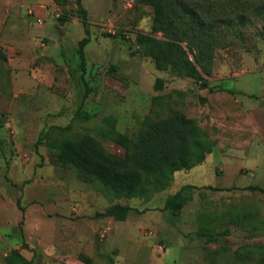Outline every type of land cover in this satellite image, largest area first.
<instances>
[{
	"label": "rangeland",
	"instance_id": "rangeland-1",
	"mask_svg": "<svg viewBox=\"0 0 264 264\" xmlns=\"http://www.w3.org/2000/svg\"><path fill=\"white\" fill-rule=\"evenodd\" d=\"M48 1L42 9L23 1L8 18L0 6V264L13 250L32 264H259L264 25L236 26L211 74L194 80L144 56L136 37L152 34L154 10L143 0H82L90 37L83 74L77 0ZM81 106L93 119L73 123ZM173 112L198 122L212 152L148 200L117 198L58 163L72 123L69 133L90 134L124 157L145 119ZM186 185L190 201L174 215L166 201ZM115 205L134 211L125 221L95 216Z\"/></svg>",
	"mask_w": 264,
	"mask_h": 264
},
{
	"label": "trees",
	"instance_id": "trees-1",
	"mask_svg": "<svg viewBox=\"0 0 264 264\" xmlns=\"http://www.w3.org/2000/svg\"><path fill=\"white\" fill-rule=\"evenodd\" d=\"M69 5L71 0H53ZM154 10L152 34H139L136 43L150 58L157 70H172L179 76L194 80L202 78L201 71L210 75L216 52L223 48L224 36L236 26L253 22L264 25V0H143ZM78 12L86 36L79 42L81 70L86 73L85 49L88 36V12L77 0ZM235 8L240 13L235 12ZM37 14V13H36ZM32 17V16H31ZM66 22V18H61ZM161 34V38L157 37ZM191 55L194 60L191 59ZM0 57H5L0 52ZM200 68V69H199ZM161 83V81H159ZM157 86V89L161 88ZM93 115L81 106L73 123L90 121ZM72 123V124H73ZM72 124L62 129L67 136L59 144L58 163L75 171L79 180L90 185L100 184L117 198L150 199L157 191L170 187L177 172L201 165L212 152L213 143L208 133L195 119L173 112L161 119L147 118L132 140L126 145L124 157L109 153L102 143L90 134L69 133ZM186 185L166 201V209L177 215L190 201L184 193ZM247 190H260L248 187ZM134 211L130 206L115 205L97 218L125 221ZM23 221H21L22 228ZM22 230V229H21ZM22 236L24 232L22 231ZM240 258L252 256L251 251L237 253ZM263 259L259 264H264ZM7 264H32L19 251L13 250L5 258Z\"/></svg>",
	"mask_w": 264,
	"mask_h": 264
},
{
	"label": "crops",
	"instance_id": "crops-1",
	"mask_svg": "<svg viewBox=\"0 0 264 264\" xmlns=\"http://www.w3.org/2000/svg\"><path fill=\"white\" fill-rule=\"evenodd\" d=\"M23 1H27V0H0V6L2 5L3 11L6 13V18L11 16L12 15L11 11L15 12L16 7L20 3H22ZM48 2H49L48 0H35V6L34 7H38L39 8V6H40V8L42 9L43 7H45L43 4H48ZM30 9H32V8H30ZM34 10H36L35 12H37V8H35ZM38 13H40V12H37V14ZM42 14H44V13H42ZM5 22L6 21H4L3 25H5ZM31 30H29V33L33 35V31H31Z\"/></svg>",
	"mask_w": 264,
	"mask_h": 264
},
{
	"label": "built area",
	"instance_id": "built-area-1",
	"mask_svg": "<svg viewBox=\"0 0 264 264\" xmlns=\"http://www.w3.org/2000/svg\"><path fill=\"white\" fill-rule=\"evenodd\" d=\"M31 10V9H30ZM29 14L30 15H34V14H36V12H35V10L33 9V10H31V11H29ZM28 14V15H29ZM35 16V15H34ZM35 18L37 19V22L38 23H42L43 22V19H44V17L42 18V17H38V14H36V16H35Z\"/></svg>",
	"mask_w": 264,
	"mask_h": 264
}]
</instances>
